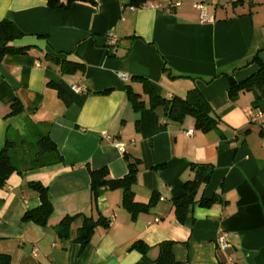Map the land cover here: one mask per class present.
Listing matches in <instances>:
<instances>
[{
  "label": "crops",
  "instance_id": "crops-1",
  "mask_svg": "<svg viewBox=\"0 0 264 264\" xmlns=\"http://www.w3.org/2000/svg\"><path fill=\"white\" fill-rule=\"evenodd\" d=\"M175 1L180 4L167 11ZM197 2L206 5L212 21H200ZM0 20L24 33L14 45L31 46L28 54L0 62V150L6 132L22 133L25 120L47 122L63 159L21 176L12 173L0 188V253L15 264H153L156 248L141 254L130 245L171 240L175 260L186 264H227L228 259L264 264V119L251 120L264 116V101L251 92L233 102L227 98L229 76L238 81L255 71L250 60L256 54L264 62V0H150L143 6L130 0H73L67 8L50 7L47 0H0ZM46 54L81 62L84 71L61 74ZM132 75L148 78L165 96L183 97L196 87L219 122L202 132L190 116L174 124L148 109L135 113L125 96ZM72 83L87 92L72 91ZM15 100L22 111L8 115ZM124 154L141 159L132 186L135 199L157 195L156 205L135 219L121 206L120 189L102 191L96 203L90 196L88 169L106 166L112 177H120L126 171ZM192 163L213 165L197 198L216 195L221 201L189 206L179 222L172 201L192 177ZM160 164L165 166L153 168ZM32 181L48 188L53 212L46 226L22 219L39 203L24 191ZM65 215L76 217L69 236L59 238L55 229ZM84 216H103L110 223L96 227L80 249L74 238ZM219 230L227 233L225 250L216 243Z\"/></svg>",
  "mask_w": 264,
  "mask_h": 264
},
{
  "label": "trees",
  "instance_id": "trees-1",
  "mask_svg": "<svg viewBox=\"0 0 264 264\" xmlns=\"http://www.w3.org/2000/svg\"><path fill=\"white\" fill-rule=\"evenodd\" d=\"M73 0L61 2L60 0H47L50 7L67 8ZM91 1V0H90ZM150 0H130V5L143 6ZM24 33L19 30L11 21L0 20V62L7 55L28 54L31 46H16L13 41L21 38ZM46 58L53 61L58 66L61 74H74L84 71V64L68 59ZM250 63L256 64V69L241 80H234L231 76L227 90L229 101H235L241 93L251 92L256 99L264 101V62L256 54ZM166 70V68H163ZM140 86L139 90L134 89L133 84ZM51 85L57 90L58 96L65 102L69 100L64 95L59 86L54 83ZM103 93L106 92L102 91ZM125 96L129 107L135 112L148 109L157 114L166 123L180 124L188 116L194 120L196 129L204 132L216 127L219 122L215 110L205 99L203 94L196 87L187 91L185 96L160 94L153 83L146 77L132 75L125 85ZM22 111L19 100L13 101L9 105L8 115H16ZM138 125V120H135ZM50 123H34L25 120L23 132L16 130L6 132L4 144L0 150V188H4L9 175L16 173L22 175L27 171L49 167L63 162L56 143L50 136ZM126 163V171L120 177H112L106 166L97 169H88L89 190L91 201L96 203L101 192L104 190L120 189L121 206L126 209L131 218L135 219L142 212H149L157 202V195L152 193L150 198L145 201H137L132 191V186L139 173L141 159L123 155ZM160 164L153 168H163ZM192 177L182 184V194L172 201L176 219L182 222L189 206L199 205L201 207H211L220 203L218 196L197 198V192L201 186L207 185L213 173V165L210 163H192L190 166ZM24 191L31 192L38 198V205L27 210L23 220L31 221L40 226L48 224L49 217L53 212V205L48 197V188L39 181H32L25 184ZM2 200L0 199V206ZM76 216L65 215L61 218L56 235L59 238H67L72 222ZM110 221L99 216L92 218L84 216L82 225L78 228L74 241L83 249L98 226L107 228ZM173 242L171 240L161 241L154 246H149L141 240H136L130 245L131 250L141 254H146L151 249L156 248L157 253L153 259V264H186L175 260L172 253ZM0 264H15L11 256L7 253H0ZM40 264V263H36Z\"/></svg>",
  "mask_w": 264,
  "mask_h": 264
},
{
  "label": "built area",
  "instance_id": "built-area-1",
  "mask_svg": "<svg viewBox=\"0 0 264 264\" xmlns=\"http://www.w3.org/2000/svg\"><path fill=\"white\" fill-rule=\"evenodd\" d=\"M247 1H250V0H247ZM180 4L179 1H175V2H172L170 3L166 10L169 11L172 7H175V6H178ZM193 7L196 8L199 12V18H200V21L205 23V22H210L213 20V17L208 14L207 10H206V5L204 3H201V2H197V3H193ZM115 42V38L112 37L111 38V43H114ZM119 76L122 78V79H126L127 78V75L125 73H119ZM70 89L74 92H77V93H80V92H87V88H85L84 86L80 85V84H74L72 83L70 85ZM264 119V116L262 113H258L256 114L255 116H253L251 118V120L254 122H257L259 119ZM262 127L264 128V123L262 125ZM192 133V130H187L185 131V134L187 135H190ZM115 146L117 147V149L121 152L124 151V147L121 143H118V142H115L114 143ZM216 243L218 245V247L221 249V250H225L227 249L228 247V243H227V233L224 231V230H219V232L217 233V236H216ZM227 264H235L232 259H228L227 261Z\"/></svg>",
  "mask_w": 264,
  "mask_h": 264
}]
</instances>
